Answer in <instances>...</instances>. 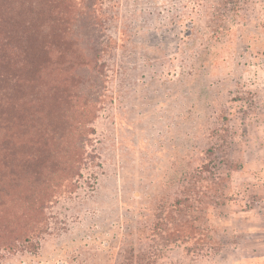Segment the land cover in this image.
<instances>
[{"label": "rangeland", "instance_id": "rangeland-1", "mask_svg": "<svg viewBox=\"0 0 264 264\" xmlns=\"http://www.w3.org/2000/svg\"><path fill=\"white\" fill-rule=\"evenodd\" d=\"M15 32L0 264H264V0H0Z\"/></svg>", "mask_w": 264, "mask_h": 264}, {"label": "trees", "instance_id": "trees-1", "mask_svg": "<svg viewBox=\"0 0 264 264\" xmlns=\"http://www.w3.org/2000/svg\"><path fill=\"white\" fill-rule=\"evenodd\" d=\"M11 27H13V26H11ZM27 30H28V28H27ZM29 30H30V28H29ZM6 39L8 41H10L11 43H13L14 47L11 48L8 44V41H6L5 47H7V46L9 47V52L4 53L2 51L3 53L0 54V63L6 62L4 64L11 65L13 62L11 60H9V57L12 55H16L17 50L19 51L21 49V47H22L21 46V39L17 37L16 32L13 33L12 36H8ZM26 42H27V37H24L23 46H25ZM28 50H27V48H23V51L21 52V54L24 56V59H25V57L30 58V53H28ZM17 68H18V66H17Z\"/></svg>", "mask_w": 264, "mask_h": 264}]
</instances>
